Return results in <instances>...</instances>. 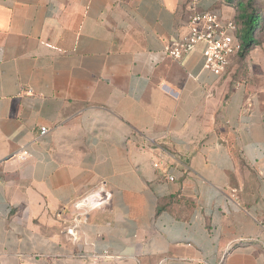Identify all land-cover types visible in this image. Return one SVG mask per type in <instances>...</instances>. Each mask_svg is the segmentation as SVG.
I'll list each match as a JSON object with an SVG mask.
<instances>
[{"label": "crops", "instance_id": "obj_1", "mask_svg": "<svg viewBox=\"0 0 264 264\" xmlns=\"http://www.w3.org/2000/svg\"><path fill=\"white\" fill-rule=\"evenodd\" d=\"M205 11L234 16L224 0H0V264H264V39L220 76L202 44L168 57Z\"/></svg>", "mask_w": 264, "mask_h": 264}, {"label": "built area", "instance_id": "obj_2", "mask_svg": "<svg viewBox=\"0 0 264 264\" xmlns=\"http://www.w3.org/2000/svg\"><path fill=\"white\" fill-rule=\"evenodd\" d=\"M237 27L233 19H221L215 12H195L188 23V35L164 47L165 54L173 60H179L197 45L202 44L203 69L212 75L220 76L228 68L231 58L238 54L240 45L236 36ZM48 132L45 127L40 128L39 135ZM149 142L151 138L144 137ZM29 156L26 150L19 152L21 159ZM154 167H158L155 164ZM173 181V178H169ZM109 200V195L97 192L77 201L73 207L75 218L71 230L67 233L73 237L84 218L92 211L102 208Z\"/></svg>", "mask_w": 264, "mask_h": 264}, {"label": "trees", "instance_id": "obj_3", "mask_svg": "<svg viewBox=\"0 0 264 264\" xmlns=\"http://www.w3.org/2000/svg\"><path fill=\"white\" fill-rule=\"evenodd\" d=\"M229 6L236 8L233 21L237 27L236 36L240 45L238 55L244 57L250 50L259 45L256 33L264 27V0H224Z\"/></svg>", "mask_w": 264, "mask_h": 264}, {"label": "rangeland", "instance_id": "obj_4", "mask_svg": "<svg viewBox=\"0 0 264 264\" xmlns=\"http://www.w3.org/2000/svg\"><path fill=\"white\" fill-rule=\"evenodd\" d=\"M258 7L259 8L264 7V5L258 4ZM230 8H232V12H234L233 15L235 16L237 13L236 8L232 7V6H230ZM256 37L259 39V41H263V39H264V27L261 31L256 33ZM73 255H74V253H73ZM72 264H99V263H92V262L83 263V262H80L78 259H73ZM100 264H111V263H100Z\"/></svg>", "mask_w": 264, "mask_h": 264}]
</instances>
